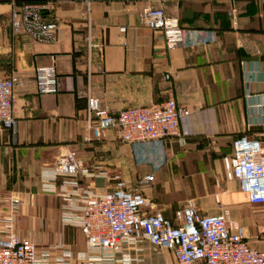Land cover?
<instances>
[{"label": "crops", "instance_id": "0c3cea01", "mask_svg": "<svg viewBox=\"0 0 264 264\" xmlns=\"http://www.w3.org/2000/svg\"><path fill=\"white\" fill-rule=\"evenodd\" d=\"M24 1L57 26L54 42L12 32V3ZM147 6L177 21L186 47L167 49L163 33L143 24ZM39 67H54L56 94L37 93ZM11 76L25 85L14 91V132L0 128V225L18 200L15 234L48 251L47 264L65 253L74 258L68 264L83 255L94 264H177L146 241L123 245L112 258L88 250L66 221L78 216L84 192L104 194L115 179L149 200L146 213L168 220L187 201L202 216L225 210L249 246L264 250L263 209L248 203L231 175L232 142L264 133V0H0V77ZM88 97L112 115L173 99L186 112L182 136L130 145L116 129L96 135L87 125ZM69 151L86 171L76 186L47 174Z\"/></svg>", "mask_w": 264, "mask_h": 264}, {"label": "built area", "instance_id": "2783aa9c", "mask_svg": "<svg viewBox=\"0 0 264 264\" xmlns=\"http://www.w3.org/2000/svg\"><path fill=\"white\" fill-rule=\"evenodd\" d=\"M88 6L91 0H83ZM163 3L165 0H155ZM143 24L152 31L162 32L167 49L186 47L185 35L177 21L165 15L162 8L147 6L141 13ZM10 26L16 35L24 34L38 43L55 41L57 26L42 17V7L35 3L13 2ZM38 94H56L58 76L54 67L35 69ZM171 78L170 74L165 76ZM25 83L15 76L0 77V128L14 132L16 98L14 91ZM186 112L173 99L146 107L127 108L112 115L99 100L87 98L86 120L95 134L116 129L121 140L130 145L154 143L162 145L168 138L182 135L180 122ZM232 177L250 205L264 212V133L258 138L242 136L232 142ZM86 173L76 153L61 155L51 167L48 177L71 179ZM153 176L143 178L142 184L152 183ZM82 207L78 216L66 221L77 227L88 250L114 254L123 245L134 246L148 242L158 250L172 253L177 264H264V250L249 246L244 229L231 220L227 211L216 216H202L192 201H187L166 219L161 213H146L150 202L137 189L130 190L125 182L115 179L114 187L104 194L90 190L80 196ZM16 206L18 200L13 202ZM0 225V264H47L48 251L38 252L28 239L15 234L19 222L15 208ZM264 226V224H263ZM74 258L65 253L57 264H68ZM81 264H94L86 255L77 259ZM127 263L129 259L125 260Z\"/></svg>", "mask_w": 264, "mask_h": 264}, {"label": "trees", "instance_id": "16d2710c", "mask_svg": "<svg viewBox=\"0 0 264 264\" xmlns=\"http://www.w3.org/2000/svg\"><path fill=\"white\" fill-rule=\"evenodd\" d=\"M24 2H27V3H35V2H33V1H24ZM35 4H37V3H35Z\"/></svg>", "mask_w": 264, "mask_h": 264}]
</instances>
